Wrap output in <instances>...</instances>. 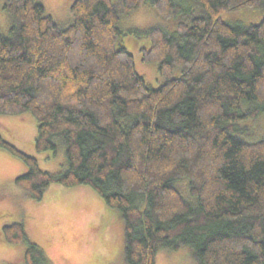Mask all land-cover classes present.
<instances>
[{
    "label": "trees",
    "instance_id": "16d2710c",
    "mask_svg": "<svg viewBox=\"0 0 264 264\" xmlns=\"http://www.w3.org/2000/svg\"><path fill=\"white\" fill-rule=\"evenodd\" d=\"M176 21L173 30H129L148 40L141 61L165 82L148 87L120 44L126 34L111 0H73L60 27L37 0H4L0 32V114L29 112L37 153L63 147L65 167L43 171L36 157L0 135V149L27 171L12 183L41 200L53 185L87 186L124 221L127 264H155L160 249L187 245L197 264H264V139L236 135L264 114V17L227 23L221 15L264 9V0H120ZM175 69L180 74L172 77ZM250 105L247 111L242 105ZM188 181L189 202L176 183ZM4 185L0 186V199ZM0 237L25 243L24 264H47L22 223Z\"/></svg>",
    "mask_w": 264,
    "mask_h": 264
},
{
    "label": "rangeland",
    "instance_id": "374dc122",
    "mask_svg": "<svg viewBox=\"0 0 264 264\" xmlns=\"http://www.w3.org/2000/svg\"><path fill=\"white\" fill-rule=\"evenodd\" d=\"M54 21L65 27L71 20L70 5L73 0H37ZM119 13V27L126 34L120 44L133 55L138 74L146 85L157 88L165 82L157 66L141 61V48L148 47V40H135L129 30H145L161 27L173 30L176 21H189L195 16L192 1L183 2L190 7V16L164 19L149 6H142L129 15L120 10V0H111ZM183 1V0H182ZM0 0V32L8 35L10 21ZM196 7V8H194ZM264 17L263 8L226 12L221 15L227 23L256 24ZM180 74L175 69L172 77ZM250 105H242L245 112ZM0 135L20 151L36 157L39 167L55 174L65 167L62 146L56 151L37 153L33 142L37 135L36 122L29 112L19 115L0 114ZM236 135L246 142L264 139V114L239 123ZM27 171L25 164L8 151L0 149V186L4 185L0 199V229L4 225L22 223L27 242L36 244L47 259V264H127L125 260L124 221L117 209L108 207L98 195L87 186L64 187L53 184L41 200L27 197L24 191L12 181ZM182 195L192 204L196 200L189 194L188 181L176 183ZM25 243L10 244L0 237V264H24ZM155 264H197L196 258L187 245L178 250L160 249Z\"/></svg>",
    "mask_w": 264,
    "mask_h": 264
}]
</instances>
